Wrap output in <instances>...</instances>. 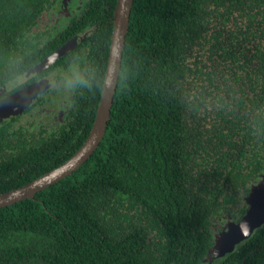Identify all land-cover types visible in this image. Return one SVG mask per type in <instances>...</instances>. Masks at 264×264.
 I'll list each match as a JSON object with an SVG mask.
<instances>
[{
  "label": "trees",
  "instance_id": "trees-1",
  "mask_svg": "<svg viewBox=\"0 0 264 264\" xmlns=\"http://www.w3.org/2000/svg\"><path fill=\"white\" fill-rule=\"evenodd\" d=\"M116 1L88 0L41 42L33 28L56 0H0V86L86 32L65 59L89 58L98 81ZM120 66L90 158L0 209V264H207L215 224L245 214L264 174V0H133ZM101 92L81 88L70 125L46 138L0 124V194L82 146ZM209 264H264V225Z\"/></svg>",
  "mask_w": 264,
  "mask_h": 264
},
{
  "label": "water",
  "instance_id": "water-1",
  "mask_svg": "<svg viewBox=\"0 0 264 264\" xmlns=\"http://www.w3.org/2000/svg\"><path fill=\"white\" fill-rule=\"evenodd\" d=\"M132 3L133 0L116 1L113 13L111 45L105 73H110L111 71L109 63L114 56L116 47L120 49L121 65L122 50L125 43ZM76 45V40L68 42L52 55L37 64L34 68L29 70L28 74L39 73L47 69L51 66L49 65L50 60H55L56 62ZM116 86L117 84L114 88L108 90L107 93L102 90L92 128L82 146L67 161L55 169L45 173L22 187L0 194V209L32 198L37 193L56 184L75 172L88 160V158H90L104 136ZM38 87L40 86H32L24 91H19L10 96V102L12 106H14V110L12 111L14 114L21 113L23 109L29 105L31 99L37 93ZM4 93L5 86H0V96ZM246 203L248 205V210L242 219L238 222L228 223L227 227L215 237V243L211 250V262L215 258H223L232 253L237 245L241 244L252 235L254 230L264 225V175L262 176L261 181L252 188L251 194L247 198Z\"/></svg>",
  "mask_w": 264,
  "mask_h": 264
},
{
  "label": "flooded vegetation",
  "instance_id": "flooded-vegetation-1",
  "mask_svg": "<svg viewBox=\"0 0 264 264\" xmlns=\"http://www.w3.org/2000/svg\"><path fill=\"white\" fill-rule=\"evenodd\" d=\"M87 1L88 0H56V3L51 4L49 8L44 10L40 18L37 20V24L35 26V27L39 26L41 21L42 20L44 21V24H42L40 29L36 31L38 33H41L42 35L41 42H44V39L53 40L57 35H59V31L63 30L73 19H75L77 16L80 15L82 10H84ZM51 13L59 15L60 18L64 21L65 25L62 27V29L54 30L58 25V21L56 19L53 24H50V19L53 16ZM88 34L89 33L86 32L83 33L82 35L74 37L73 40L77 41V45L72 50L68 51L66 55L59 58L54 64H52L47 69L39 73L28 74L29 70L34 68L37 65L36 64L31 69L27 70L23 78H21L20 76L16 80L11 81L4 85L5 93L2 96H0V100L3 98L10 97L19 91H24L32 86L39 85L40 87H38L37 93L31 99L29 105L23 110V112L20 115L11 116L8 119L4 120L3 122H9L12 127L14 126L16 128L27 130V132L31 137V140L33 138L37 139L38 137L46 138L47 135H53L56 132H58L60 129L70 125L71 121L73 120V116L77 110V104H79L80 101L78 94L81 88L77 89L76 92L71 95L65 93L62 90H58L56 87L52 86L51 84L50 71L55 72L59 69L66 70L72 61L67 62V59H65V57L70 53H72L80 43L86 41ZM79 63L83 68L89 69V65H90L89 58L88 59L82 58V60H80ZM43 82H48L47 87H45L46 89L44 90L42 89ZM3 122H1L0 124H2ZM40 134H43L42 135L43 137L40 136ZM262 176L257 180V183L251 185L247 196L244 198L243 202L246 205L245 206L246 212L248 210V205L246 203V200L251 194L252 188L261 181ZM242 217L238 221H240ZM225 221L226 220H222L221 222L215 224L214 226L215 228H213V235L215 237L227 227L228 223L238 222V221L228 220L225 224ZM214 243H215V238H214ZM211 257L206 256L205 258L206 261L203 260V262L209 264V260ZM219 259L222 258H215L213 259L212 262H215Z\"/></svg>",
  "mask_w": 264,
  "mask_h": 264
},
{
  "label": "clouds",
  "instance_id": "clouds-1",
  "mask_svg": "<svg viewBox=\"0 0 264 264\" xmlns=\"http://www.w3.org/2000/svg\"><path fill=\"white\" fill-rule=\"evenodd\" d=\"M54 63L55 60L49 61V65ZM109 67L111 69L110 73L106 72L97 81L93 70L83 68L78 59H73L68 68L63 72L57 74L56 72L50 71L51 84L58 90H62L71 95L77 89L91 88L95 82L99 88L107 93L108 90L115 87L121 76L120 49L118 47L115 48L114 56L109 63ZM20 76L23 78L25 73H21Z\"/></svg>",
  "mask_w": 264,
  "mask_h": 264
},
{
  "label": "rangeland",
  "instance_id": "rangeland-1",
  "mask_svg": "<svg viewBox=\"0 0 264 264\" xmlns=\"http://www.w3.org/2000/svg\"><path fill=\"white\" fill-rule=\"evenodd\" d=\"M53 16L50 19V24H53L55 22V20L57 19L58 21V25L54 30H60L62 29V27L65 25L64 21L60 18L59 15H56L54 13H51ZM44 24V21L42 20L40 25L34 28V31H38L41 27V25ZM64 70L59 69L57 71H55L57 74L63 72ZM47 83L48 82H43L42 84V89H46L45 87H47ZM14 110V106H12L11 102H10V97L7 98H3L0 100V123L3 122L4 120L8 119L11 116H17L20 115L21 113H16L14 114L12 111ZM24 110V109H23ZM228 220L225 221V224Z\"/></svg>",
  "mask_w": 264,
  "mask_h": 264
}]
</instances>
